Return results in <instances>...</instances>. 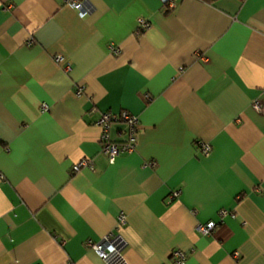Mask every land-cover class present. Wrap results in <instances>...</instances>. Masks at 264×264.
I'll list each match as a JSON object with an SVG mask.
<instances>
[{
  "label": "crops",
  "instance_id": "crops-1",
  "mask_svg": "<svg viewBox=\"0 0 264 264\" xmlns=\"http://www.w3.org/2000/svg\"><path fill=\"white\" fill-rule=\"evenodd\" d=\"M81 1L0 0V264H264V0Z\"/></svg>",
  "mask_w": 264,
  "mask_h": 264
},
{
  "label": "built area",
  "instance_id": "built-area-1",
  "mask_svg": "<svg viewBox=\"0 0 264 264\" xmlns=\"http://www.w3.org/2000/svg\"><path fill=\"white\" fill-rule=\"evenodd\" d=\"M65 3L71 6L74 10L78 12L80 17L86 15V10L83 7V2L81 0H64ZM178 0H160L162 5L173 7ZM149 27V23L140 19L138 21V33L143 32ZM110 50L113 54H118V49L115 47H110ZM60 56L56 57V60H61ZM69 69V66H67ZM79 95V94H78ZM45 108V107H43ZM253 108L257 111H261V106L259 102H254ZM116 123H124L128 129V139L126 142L118 144L111 141L109 136L110 127ZM97 126L100 128V137L99 141L101 144V151L106 155L110 162H112L116 157L124 153H131L135 149V144L137 141V127L138 121L136 117L122 112L120 114H113L110 112L103 113L100 119L97 121ZM201 152L203 155H208L211 151V147L208 145L201 146ZM92 163L89 160H82L80 163L72 167V172H79L82 168H91ZM178 192L171 194V199L178 196ZM225 213H220L223 216ZM120 221L124 223V217L120 218ZM216 223L209 222L205 225H198L197 230L202 235H209L216 227ZM93 250L98 254V256L106 261L108 264H125L123 260L122 250L124 245L116 238L106 237L97 245L92 246ZM177 263L181 264L185 260V254L181 252L175 253Z\"/></svg>",
  "mask_w": 264,
  "mask_h": 264
},
{
  "label": "trees",
  "instance_id": "trees-1",
  "mask_svg": "<svg viewBox=\"0 0 264 264\" xmlns=\"http://www.w3.org/2000/svg\"><path fill=\"white\" fill-rule=\"evenodd\" d=\"M201 1H203V2H205V3L212 4V3H214V2H216V1H218V0H201Z\"/></svg>",
  "mask_w": 264,
  "mask_h": 264
}]
</instances>
